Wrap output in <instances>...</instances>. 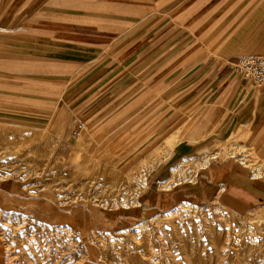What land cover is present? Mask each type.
<instances>
[{
    "label": "rangeland",
    "instance_id": "obj_1",
    "mask_svg": "<svg viewBox=\"0 0 264 264\" xmlns=\"http://www.w3.org/2000/svg\"><path fill=\"white\" fill-rule=\"evenodd\" d=\"M142 1L133 24L94 19L89 35L79 21L73 35L28 37L0 20V264H264L262 203L241 213L190 196L212 165L264 176V133L193 116L145 129L198 58L185 39L204 4ZM90 9L107 17L95 0ZM199 42L210 49L209 34Z\"/></svg>",
    "mask_w": 264,
    "mask_h": 264
},
{
    "label": "crops",
    "instance_id": "obj_2",
    "mask_svg": "<svg viewBox=\"0 0 264 264\" xmlns=\"http://www.w3.org/2000/svg\"><path fill=\"white\" fill-rule=\"evenodd\" d=\"M200 2L204 8L201 9L199 31L188 33L185 41H191L187 47L195 44L194 50L201 54L183 66L186 70L180 72L174 82V86H178H169L164 91L162 107L153 109L151 123L145 129L153 133L164 132L187 116H193L201 126L218 124L222 132L251 126L253 132L264 133V88L242 79L231 66L237 52H264V0ZM90 3L91 0H3L0 20L5 29L18 27L22 30L20 33L28 37L73 35L75 21H79L83 27L86 25V31L82 28L81 34L89 35L94 19L133 24L148 12L144 10L147 4L142 0H95L106 7L103 13L107 17L92 16ZM206 34L210 35V49L203 48L199 42ZM70 49L68 54L75 55L74 48ZM41 50L48 51L46 47ZM163 67L164 78H167L171 73L170 60ZM177 129L183 130L182 127ZM183 151L185 149L179 152ZM194 189L192 198L205 200L218 195L241 213L257 203L264 205V176H256L234 163L204 169L197 175ZM182 193L189 194L187 190ZM161 194L166 200L169 193L163 191Z\"/></svg>",
    "mask_w": 264,
    "mask_h": 264
},
{
    "label": "built area",
    "instance_id": "obj_3",
    "mask_svg": "<svg viewBox=\"0 0 264 264\" xmlns=\"http://www.w3.org/2000/svg\"><path fill=\"white\" fill-rule=\"evenodd\" d=\"M231 66L242 79L257 85L264 83V54L247 53L238 57ZM70 242L73 246H82L81 233H73Z\"/></svg>",
    "mask_w": 264,
    "mask_h": 264
},
{
    "label": "bare ground",
    "instance_id": "obj_4",
    "mask_svg": "<svg viewBox=\"0 0 264 264\" xmlns=\"http://www.w3.org/2000/svg\"><path fill=\"white\" fill-rule=\"evenodd\" d=\"M247 162H248V161H247ZM245 165H246V164H245ZM187 206H190V205L187 204ZM157 218H158V217H157ZM141 226H144V223H142ZM253 240L257 241L256 239H253Z\"/></svg>",
    "mask_w": 264,
    "mask_h": 264
}]
</instances>
